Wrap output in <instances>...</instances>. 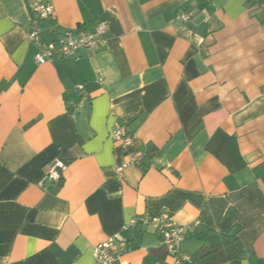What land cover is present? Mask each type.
Segmentation results:
<instances>
[{
  "label": "crops",
  "instance_id": "obj_1",
  "mask_svg": "<svg viewBox=\"0 0 264 264\" xmlns=\"http://www.w3.org/2000/svg\"><path fill=\"white\" fill-rule=\"evenodd\" d=\"M35 2L54 9L44 42L104 22L107 48L37 64ZM263 162L264 0H0V264H96L114 235L127 264H173L152 225L126 228L163 214L188 228L182 264L197 226L238 227L254 256L222 264H264Z\"/></svg>",
  "mask_w": 264,
  "mask_h": 264
},
{
  "label": "built area",
  "instance_id": "obj_2",
  "mask_svg": "<svg viewBox=\"0 0 264 264\" xmlns=\"http://www.w3.org/2000/svg\"><path fill=\"white\" fill-rule=\"evenodd\" d=\"M32 19L29 27L28 39L38 45L37 52L34 56V62L39 65L45 63H53L67 59L77 58L80 51L88 54H94L101 49L107 48L108 45V26L106 23H97L88 31L85 29H75L62 33L57 39L44 42L42 34L47 22L53 20L54 9L52 5L47 3L35 2L31 6ZM131 133L124 126H116L110 133V140L115 144L129 146L131 144ZM142 157L137 155H129L128 159L122 165L116 168L121 171L130 165L139 166ZM65 165L54 160L45 166L44 181L50 183L52 187H58L63 178ZM145 226L152 225L154 231L159 232L163 236V244L166 247L168 255L173 259V264H182L188 262L187 258L178 257V246L183 241L188 232V228L171 219L168 214L159 215L158 217H141L132 219L126 228H132L136 224ZM124 242L120 235H114L106 241L96 244L93 250V258L96 264H127L122 260V252L115 249V243ZM156 264H160L157 262Z\"/></svg>",
  "mask_w": 264,
  "mask_h": 264
},
{
  "label": "trees",
  "instance_id": "obj_3",
  "mask_svg": "<svg viewBox=\"0 0 264 264\" xmlns=\"http://www.w3.org/2000/svg\"><path fill=\"white\" fill-rule=\"evenodd\" d=\"M256 177L264 179V162L254 168ZM238 227L227 235L218 234L201 226L195 227L191 236L201 243L190 259L191 264H222L253 253L242 248L238 241Z\"/></svg>",
  "mask_w": 264,
  "mask_h": 264
}]
</instances>
